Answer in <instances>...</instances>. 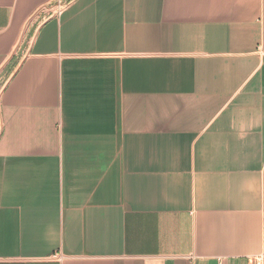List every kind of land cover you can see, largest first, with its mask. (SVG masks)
Instances as JSON below:
<instances>
[{
	"label": "crops",
	"instance_id": "obj_1",
	"mask_svg": "<svg viewBox=\"0 0 264 264\" xmlns=\"http://www.w3.org/2000/svg\"><path fill=\"white\" fill-rule=\"evenodd\" d=\"M26 40L0 264L264 257V0H0V76Z\"/></svg>",
	"mask_w": 264,
	"mask_h": 264
},
{
	"label": "rangeland",
	"instance_id": "obj_2",
	"mask_svg": "<svg viewBox=\"0 0 264 264\" xmlns=\"http://www.w3.org/2000/svg\"><path fill=\"white\" fill-rule=\"evenodd\" d=\"M44 14H45V12L43 13V15ZM43 15H42V17H43ZM39 17H41L40 13L38 15H36V18H38V20L40 19ZM34 22L36 23L37 20L34 21ZM27 42L28 41L26 40L24 45H22L21 50L17 51L16 56L12 59L10 64L5 68V70L3 71L2 75L0 76V90H1L2 86H4V84L6 83V81L10 77V75L15 71L17 66L20 64L21 59L23 58V53L25 52V50L27 48Z\"/></svg>",
	"mask_w": 264,
	"mask_h": 264
},
{
	"label": "built area",
	"instance_id": "obj_3",
	"mask_svg": "<svg viewBox=\"0 0 264 264\" xmlns=\"http://www.w3.org/2000/svg\"><path fill=\"white\" fill-rule=\"evenodd\" d=\"M65 7L64 3H59L57 4L54 8L51 7H46L43 11L45 12V15H60L61 12L63 11ZM55 258H60L59 255H56ZM256 264H264V257H259L257 259V263Z\"/></svg>",
	"mask_w": 264,
	"mask_h": 264
}]
</instances>
